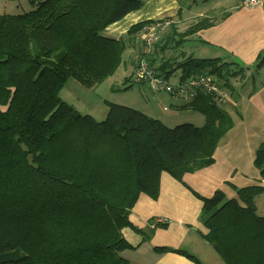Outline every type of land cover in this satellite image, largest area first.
Wrapping results in <instances>:
<instances>
[{"label": "trees", "instance_id": "trees-1", "mask_svg": "<svg viewBox=\"0 0 264 264\" xmlns=\"http://www.w3.org/2000/svg\"><path fill=\"white\" fill-rule=\"evenodd\" d=\"M31 2L30 11L0 13V264H134L122 255L135 247L123 230L145 235L130 219L139 196L158 198L163 172L181 183L186 173L213 164L233 119L219 95L202 90L183 107L205 115L203 125L170 127L110 101L102 120L76 111L61 97L64 85L74 78L92 87L115 74L128 42L105 30L145 0ZM216 20L201 16L183 32L172 21L166 31L173 33L155 48L166 40L161 51L170 43L181 50ZM150 21L126 33L135 37ZM153 53L148 58L156 76L180 72L184 81L206 73L231 93V77L246 69L238 61L187 53L156 67ZM253 66V73L264 66V51ZM255 155L264 180V141ZM191 191L203 202L200 220L209 230L203 235L225 264H264V215L256 205L264 186L238 188L232 199L221 190L212 197Z\"/></svg>", "mask_w": 264, "mask_h": 264}, {"label": "crops", "instance_id": "crops-1", "mask_svg": "<svg viewBox=\"0 0 264 264\" xmlns=\"http://www.w3.org/2000/svg\"><path fill=\"white\" fill-rule=\"evenodd\" d=\"M240 2L241 0H225L215 3L217 5L213 7V12L207 15L216 17L221 14L217 16L213 27L200 30L183 43L188 45V42H198L205 48H212L213 51L207 54L209 57L238 61L250 72L246 80L238 83L234 95L220 104L233 119V127L218 142L213 164L185 174L181 183L169 173L163 172L159 197L153 199L146 194L139 196L131 209L130 219L145 235L131 227L123 230V236L135 247L123 251L122 255L134 264H225L203 235L209 231L200 220L203 202L185 184L205 197H212L217 190H221L228 199L238 197V188L254 184L264 186L260 170L254 164L256 151L264 141V66L254 73L251 69L260 52L264 51V4L247 6ZM144 4L143 8L130 12L124 19L108 26L106 34L121 36L140 20L168 16H171L177 26L176 31L182 32L185 27L182 29L179 23L188 20L187 24H190L194 16L188 14L189 10L178 0H145ZM181 15L184 16L183 20ZM125 36L126 34L124 38ZM136 39L126 38L128 43ZM185 52L194 56V49L193 52L191 49H186ZM251 77L252 81L249 79ZM110 80L112 79L102 83L107 84ZM132 82L149 87L145 81L143 83L136 80L128 82V85ZM109 87L112 91L115 89L113 85ZM172 96L175 103L172 99L166 102L158 99V104L142 103L140 107L130 106L162 120L170 127L183 122L196 125L205 123L202 113L195 115L196 110L183 107L186 105L184 100ZM73 106L80 110L75 104ZM172 107L177 109L170 111ZM108 109L107 105L102 109L106 116ZM102 110L100 109L101 114ZM261 196L264 193L256 198V205L258 213L264 215V197ZM159 247H167L168 250L162 252ZM173 249H179L180 252Z\"/></svg>", "mask_w": 264, "mask_h": 264}, {"label": "rangeland", "instance_id": "rangeland-1", "mask_svg": "<svg viewBox=\"0 0 264 264\" xmlns=\"http://www.w3.org/2000/svg\"><path fill=\"white\" fill-rule=\"evenodd\" d=\"M220 1L225 2V0H220ZM220 1H218V0H216V1H213V0L212 1H210V0H181L180 4L183 7L185 6V8L189 10L188 14L194 15L192 17L193 18L192 21L194 22L200 18V15L201 16L202 15H208V14L210 15V13L213 12V7L215 5H217L215 3H220ZM34 7H35V5L32 4L31 0H0V13L18 14V13L30 11ZM141 8H143V7L141 6ZM186 9H184V11ZM218 15H221V14H218ZM217 16H216V18H218ZM183 17L184 16L181 15L180 18L183 20L184 19ZM195 18H197V19H195ZM147 20H149V19H147ZM158 20L163 21L164 23L169 22V20L173 21L171 16H168V17H163L162 19L156 18L154 20H151L149 23H154ZM141 21H144V20H140L138 22H141ZM176 22H178V21H176ZM149 23H147V24H149ZM181 23H179V24L182 27V29H183V27H185L182 30V32H183L184 30H186V28L190 24H187L188 20H186V21L183 20ZM164 31H165V33L167 32L166 30H164ZM173 31L174 30L173 29L171 30V28H170L168 30V32L166 34H164L163 38L170 35V34H168L169 32L173 33ZM124 34H126V36H125L126 38L127 37L128 38L133 37V36L128 35L126 32H124ZM124 34L123 35L120 34L121 36H117V37L123 38ZM135 37L137 38L136 40H134L133 42H129L127 44L128 49L124 52L123 63L120 65L118 70H116L113 77L112 78L110 77V79H112V80H110V82H108L107 84H104V83H106V82H104L100 86H98V84H97V85L92 86V87H89V86L86 87L84 85H81V83H79L76 79L71 78L69 80V82L66 85H64L65 87L63 88V91L61 92L62 99L67 100L68 102H71V103L75 104L76 106H78L80 109L79 111L82 114H87V113L91 114L97 120H102V119L106 118V115L103 113L104 110H102V109H105V107L107 105V102H106L107 100H109L110 102L114 101V102L121 104V105H127V106L133 105V106H139V107H140V104H142V103L158 104V99L161 100L162 102H166V100L172 99L173 103H175L174 102V96H172L171 94H169L167 92L164 93L163 91H153L150 88V86L149 87L147 86L148 87L147 88L146 86L138 84L137 82H132V86L128 85V82H131V81H135V80L138 82L142 81L137 76V71H138L137 69H138V65H139L137 57L140 55V53L145 52V45H143L144 42L139 38V33ZM165 42H166V40L163 41V43L156 46V48H155L156 53H155V51H153L154 53L152 55H154L153 57L155 58V61H156V63H155L156 67L161 62L164 63L168 59H171V61H177V62L181 61L180 59L184 58L183 54L186 53L182 50L187 49V51H188L189 49H191L193 52V49H194V56L202 57V58H211L207 54H209L210 51H213L212 48H205V46H201L202 44H200L198 42H188V45L185 44L184 47L181 48V50L177 49L176 47H174V44L170 43L168 48H166L164 51H161L160 47ZM236 69H237V67H236ZM243 70L241 71V74H239L238 76L231 77V79H233L234 88H236L238 86V83H241L242 81L246 80L245 78H247L248 74L250 75V72L246 71L245 69H243ZM179 73L180 72L173 73V75L171 77H169V79L171 81H177V79L180 77V75H178ZM249 79H250V81H252V77ZM77 83H79V84H77ZM109 85L115 86V89L112 91L111 87H109ZM145 85H147V84L145 83ZM96 86H98V87H96ZM126 86H129V88H127ZM94 87H96V88H94ZM222 90H223V93H226V98H224V99H227V97L232 96V94L234 95V93H235L234 91H236V89H234V91H232L234 93H231L230 92L231 90H229L227 87H225V88L222 87ZM171 97H173V98H171ZM73 104H71V105H73ZM220 104H221V101H220ZM100 109L102 110V114L100 113ZM135 109H137V108H135ZM175 109H177V108L172 107V108H170V111H174ZM76 111H78V109H76ZM185 113L188 114L187 112H185ZM195 113H197L195 115H199L198 111ZM195 115H193V116L196 118ZM203 119L204 120L206 119L205 115H204ZM187 120H189V119H187ZM197 122H200V121H197ZM185 185H186V187L189 186L187 184H185ZM189 189L191 190L192 188L190 187ZM263 197L264 196H261V198H263ZM145 231L147 233V230H145Z\"/></svg>", "mask_w": 264, "mask_h": 264}, {"label": "built area", "instance_id": "built-area-1", "mask_svg": "<svg viewBox=\"0 0 264 264\" xmlns=\"http://www.w3.org/2000/svg\"><path fill=\"white\" fill-rule=\"evenodd\" d=\"M243 5L255 6L263 5L264 0H241ZM171 21L163 22L156 21L154 23L146 24L141 31H139V38L144 42L145 53H142L137 57L138 59V71L137 76L141 80H145L149 84L153 91L163 90L172 95L179 97L185 102L193 101L198 90L206 91L220 96L222 102L226 98V93H223L221 84L218 83L216 77L206 73H199L187 80L181 81L179 78L177 81H171L164 76H156L150 65L148 55L153 52L155 45L161 41L164 30L170 26Z\"/></svg>", "mask_w": 264, "mask_h": 264}]
</instances>
